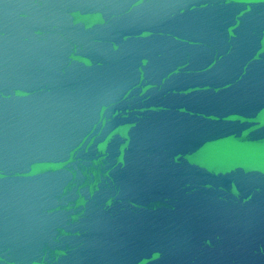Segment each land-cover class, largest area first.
I'll use <instances>...</instances> for the list:
<instances>
[{"label":"water","instance_id":"water-1","mask_svg":"<svg viewBox=\"0 0 264 264\" xmlns=\"http://www.w3.org/2000/svg\"><path fill=\"white\" fill-rule=\"evenodd\" d=\"M0 264H264V0H0Z\"/></svg>","mask_w":264,"mask_h":264}]
</instances>
